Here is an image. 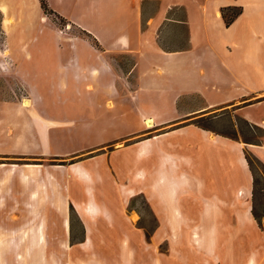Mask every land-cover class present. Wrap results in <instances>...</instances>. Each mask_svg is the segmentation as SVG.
Masks as SVG:
<instances>
[{
	"label": "crops",
	"instance_id": "1",
	"mask_svg": "<svg viewBox=\"0 0 264 264\" xmlns=\"http://www.w3.org/2000/svg\"><path fill=\"white\" fill-rule=\"evenodd\" d=\"M46 1L106 56L59 59V70L96 79L112 73L127 82L116 110L155 106L159 113L142 120L151 118V128L120 138L137 141L67 168L64 206L79 231L70 227L64 239L66 264H264V204L250 167L251 158L264 165V0ZM228 11L235 14L225 23ZM43 15L40 0H0L5 49L14 53L6 63L11 73L22 71L24 61L12 50L28 47ZM20 98L0 100L7 105L0 111L11 114L0 112V156L57 157L21 147L26 130L51 120L38 114L30 121L24 115L32 113V99ZM106 105L115 108L110 99ZM220 108L231 115V129L239 127L236 118L260 128L259 140L223 132L220 121H195L194 114ZM140 192L152 228L135 209V219L127 213L125 200Z\"/></svg>",
	"mask_w": 264,
	"mask_h": 264
},
{
	"label": "rangeland",
	"instance_id": "2",
	"mask_svg": "<svg viewBox=\"0 0 264 264\" xmlns=\"http://www.w3.org/2000/svg\"><path fill=\"white\" fill-rule=\"evenodd\" d=\"M44 1L47 12L43 11L41 25L34 28L35 32L31 34L35 35L34 40L27 44L28 47L21 54L19 50H12L24 59L20 72L11 73L7 70V58L14 53L9 55V50L5 49V34L0 17V100L17 98L20 101V95H30L33 110L24 116L31 121L35 115L40 114L51 121L46 123L45 128L33 124L26 130L24 137L28 142H24L21 147L31 152H52L57 155L47 159L0 156V264H66L64 239L70 227L76 233L79 231L75 213L64 206L63 190L67 168L88 154H109L116 148L137 141L140 136L120 138L145 127L151 128L145 124V120L151 118H146L144 122L142 120L146 116L159 114L155 106L125 113L116 110L119 92L126 88L127 82L112 73L96 79L90 75L78 77L59 70V59L84 57L95 60L106 56H102L93 43L86 45L81 41L82 37L72 22L64 19ZM9 3L14 7L15 1ZM7 9H10L9 4ZM7 11L12 13V10ZM65 45H70V49L65 48ZM88 82L93 91L85 89ZM109 99L115 108L106 105ZM0 104L2 109L7 106L2 102ZM125 104L131 106L130 102ZM221 110L194 114L200 115L195 121L203 125L220 121L219 130L223 132L243 140H259L262 133L260 128L236 118L239 127L235 131L230 127L233 120L231 115L223 114ZM3 111L0 112L11 119V114ZM34 134L47 141L37 143ZM29 138L32 140L29 141ZM109 141L112 142L106 143ZM102 143L106 144L95 150H87ZM84 150L87 151L71 156ZM28 165L35 166L33 175H29ZM250 167L255 177L256 198L264 204V165L251 158ZM82 173L84 177H90L87 171ZM125 202L128 215L135 209L149 220L148 228L153 227V217L143 192L135 193ZM131 216L135 219L134 215ZM164 248L163 245L161 249Z\"/></svg>",
	"mask_w": 264,
	"mask_h": 264
},
{
	"label": "bare ground",
	"instance_id": "3",
	"mask_svg": "<svg viewBox=\"0 0 264 264\" xmlns=\"http://www.w3.org/2000/svg\"><path fill=\"white\" fill-rule=\"evenodd\" d=\"M21 104L24 107H30V105H31V103L28 99L22 100ZM145 124H146V126L151 127V126H153V121L151 119H147V120H145ZM28 167H29V175H31V174L33 175V173L35 172V169H34L35 166L34 165H28ZM140 176L142 177L141 174H140Z\"/></svg>",
	"mask_w": 264,
	"mask_h": 264
},
{
	"label": "trees",
	"instance_id": "4",
	"mask_svg": "<svg viewBox=\"0 0 264 264\" xmlns=\"http://www.w3.org/2000/svg\"><path fill=\"white\" fill-rule=\"evenodd\" d=\"M40 4H41V8L44 12H47V7H46V3L44 0H40ZM234 12L231 11V13H226L225 16H224V20H225V23H229L231 21V19L233 18L234 16Z\"/></svg>",
	"mask_w": 264,
	"mask_h": 264
}]
</instances>
